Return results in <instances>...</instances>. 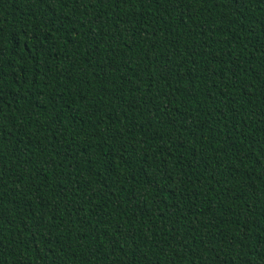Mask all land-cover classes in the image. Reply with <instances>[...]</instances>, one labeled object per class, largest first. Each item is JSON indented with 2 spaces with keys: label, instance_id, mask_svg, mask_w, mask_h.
Here are the masks:
<instances>
[{
  "label": "trees",
  "instance_id": "1",
  "mask_svg": "<svg viewBox=\"0 0 264 264\" xmlns=\"http://www.w3.org/2000/svg\"><path fill=\"white\" fill-rule=\"evenodd\" d=\"M0 264H264V0H0Z\"/></svg>",
  "mask_w": 264,
  "mask_h": 264
}]
</instances>
